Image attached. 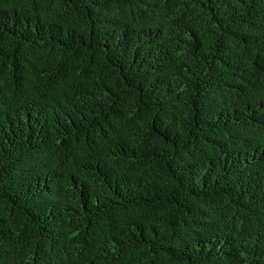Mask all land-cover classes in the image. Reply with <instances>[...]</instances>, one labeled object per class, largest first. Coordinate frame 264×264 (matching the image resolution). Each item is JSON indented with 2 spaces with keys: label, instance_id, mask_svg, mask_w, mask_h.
Listing matches in <instances>:
<instances>
[{
  "label": "trees",
  "instance_id": "1",
  "mask_svg": "<svg viewBox=\"0 0 264 264\" xmlns=\"http://www.w3.org/2000/svg\"><path fill=\"white\" fill-rule=\"evenodd\" d=\"M0 264H264V0H0Z\"/></svg>",
  "mask_w": 264,
  "mask_h": 264
}]
</instances>
